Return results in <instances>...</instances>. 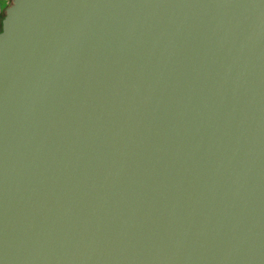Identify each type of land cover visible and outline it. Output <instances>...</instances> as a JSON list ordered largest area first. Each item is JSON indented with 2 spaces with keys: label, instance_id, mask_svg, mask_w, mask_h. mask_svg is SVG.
<instances>
[{
  "label": "water",
  "instance_id": "95a60500",
  "mask_svg": "<svg viewBox=\"0 0 264 264\" xmlns=\"http://www.w3.org/2000/svg\"><path fill=\"white\" fill-rule=\"evenodd\" d=\"M0 264H264V0H10Z\"/></svg>",
  "mask_w": 264,
  "mask_h": 264
},
{
  "label": "flooded vegetation",
  "instance_id": "af4514ba",
  "mask_svg": "<svg viewBox=\"0 0 264 264\" xmlns=\"http://www.w3.org/2000/svg\"><path fill=\"white\" fill-rule=\"evenodd\" d=\"M5 1H7V4L10 2V0H5ZM6 4V5H7ZM6 5H5V7H6ZM5 7H3V9L0 11V27H1V19H2V17H3V14H4V8Z\"/></svg>",
  "mask_w": 264,
  "mask_h": 264
},
{
  "label": "crops",
  "instance_id": "0c3cea01",
  "mask_svg": "<svg viewBox=\"0 0 264 264\" xmlns=\"http://www.w3.org/2000/svg\"><path fill=\"white\" fill-rule=\"evenodd\" d=\"M6 4H7V1L0 0V11L3 9V7H5Z\"/></svg>",
  "mask_w": 264,
  "mask_h": 264
},
{
  "label": "snow or ice",
  "instance_id": "6c2138e0",
  "mask_svg": "<svg viewBox=\"0 0 264 264\" xmlns=\"http://www.w3.org/2000/svg\"><path fill=\"white\" fill-rule=\"evenodd\" d=\"M7 23V22H6Z\"/></svg>",
  "mask_w": 264,
  "mask_h": 264
}]
</instances>
